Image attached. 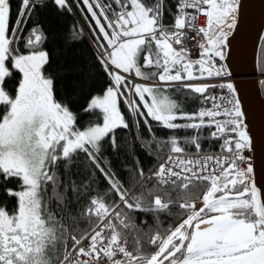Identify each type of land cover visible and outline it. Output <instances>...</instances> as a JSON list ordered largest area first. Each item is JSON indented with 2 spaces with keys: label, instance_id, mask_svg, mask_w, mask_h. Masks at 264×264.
<instances>
[{
  "label": "snow or ice",
  "instance_id": "6c2138e0",
  "mask_svg": "<svg viewBox=\"0 0 264 264\" xmlns=\"http://www.w3.org/2000/svg\"><path fill=\"white\" fill-rule=\"evenodd\" d=\"M51 3L80 12L105 82L49 70L48 34L28 27L44 0H19L15 17L0 0V264H264V188L225 63L239 0ZM83 38L73 24L65 42ZM211 79L220 83L199 82ZM181 92L201 107L187 112ZM153 123L171 134L157 137ZM118 130L130 138L118 142ZM185 130L194 134L176 135ZM141 152L155 161L147 171Z\"/></svg>",
  "mask_w": 264,
  "mask_h": 264
},
{
  "label": "trees",
  "instance_id": "16d2710c",
  "mask_svg": "<svg viewBox=\"0 0 264 264\" xmlns=\"http://www.w3.org/2000/svg\"><path fill=\"white\" fill-rule=\"evenodd\" d=\"M45 6L43 8L37 7L36 14L33 15L32 19L28 23V27L30 28L33 23H39L43 26L44 30L48 34L47 43L44 45L45 48L50 52L53 56L52 65L50 67V71H54L58 67H64L66 69L71 70V75L68 76L69 84L72 81L81 82L85 77H88L92 80L93 88L99 89L102 88L105 82V78L103 73L99 71V66L94 62V57L92 56V48L89 45L88 36L90 35L88 26L85 24V21L81 17L79 11L75 12V15L70 14H61L55 8V6L51 3V0H44ZM19 6V0H12L13 7V17H15L16 9ZM175 10V9H173ZM172 22L171 16H165V23L170 24ZM73 24L77 26H83L85 38L82 39V42L76 43H66L65 37L68 33L69 27ZM82 70V71H80ZM175 97L178 101H181L184 109L187 112H193L201 107L199 103V99L196 96H193L191 99H185V94L183 92L176 93ZM84 99L81 98L79 101L73 104V109L75 111H79L84 105ZM92 119V117L88 115H82L80 117L81 123L85 120ZM141 129L144 132V135H147V130L143 129V125H141ZM153 131L155 132L157 137L166 138L171 133L167 130H164L153 123ZM207 130H205V134ZM194 133L192 131H179L176 133L177 136H191ZM128 135L123 130H118L117 139L118 142L123 143L125 139H129ZM218 144L209 142L203 143V148L205 150H217ZM105 155L112 157L113 154L111 149L108 148V151ZM140 160L147 171V169L152 166L155 161L149 157H146L142 152L139 153ZM123 156V153H121ZM113 166L114 168L120 172V175L123 176L125 173L121 171L120 160L115 159L113 157ZM128 163H131L129 160ZM62 167V165H61ZM75 171V167L73 169ZM2 179V178H0ZM8 187H15L16 181L11 180L7 184ZM101 189L104 188V185L101 184ZM14 201H9V208L12 207Z\"/></svg>",
  "mask_w": 264,
  "mask_h": 264
},
{
  "label": "water",
  "instance_id": "95a60500",
  "mask_svg": "<svg viewBox=\"0 0 264 264\" xmlns=\"http://www.w3.org/2000/svg\"><path fill=\"white\" fill-rule=\"evenodd\" d=\"M264 40V0H239L236 27L231 30L226 49V65L232 72L244 112V122L252 138L248 151L253 177L264 188V77L258 72Z\"/></svg>",
  "mask_w": 264,
  "mask_h": 264
},
{
  "label": "built area",
  "instance_id": "2783aa9c",
  "mask_svg": "<svg viewBox=\"0 0 264 264\" xmlns=\"http://www.w3.org/2000/svg\"><path fill=\"white\" fill-rule=\"evenodd\" d=\"M205 20H206V18H205L204 16H200V17L198 18L197 24H198V25H202V24L205 23ZM194 43H195V41L190 42L188 46H189L190 48H192V44H194ZM194 52H198V50H197L196 48H192L191 58L193 57L192 55L194 54ZM192 59H193V58H192ZM199 82H200V83H208V84H219V83H220V81L217 80V79H213V80H211V81H210V80H204V81H199ZM210 94H211V95H220L221 92H220V90L218 89V90H214V91H212ZM211 152L215 153L216 151H211ZM244 155H245V156H248L247 151L244 153Z\"/></svg>",
  "mask_w": 264,
  "mask_h": 264
},
{
  "label": "rangeland",
  "instance_id": "374dc122",
  "mask_svg": "<svg viewBox=\"0 0 264 264\" xmlns=\"http://www.w3.org/2000/svg\"><path fill=\"white\" fill-rule=\"evenodd\" d=\"M192 56H193V57H192L193 59H196L197 56H198V52H194V54H193ZM211 80H212V79H211ZM211 80H210V81H211ZM177 87H179V86H177ZM175 99H176V97H175Z\"/></svg>",
  "mask_w": 264,
  "mask_h": 264
},
{
  "label": "flooded vegetation",
  "instance_id": "af4514ba",
  "mask_svg": "<svg viewBox=\"0 0 264 264\" xmlns=\"http://www.w3.org/2000/svg\"><path fill=\"white\" fill-rule=\"evenodd\" d=\"M261 49H264V43H263V45H262ZM260 51H261V50H260Z\"/></svg>",
  "mask_w": 264,
  "mask_h": 264
}]
</instances>
